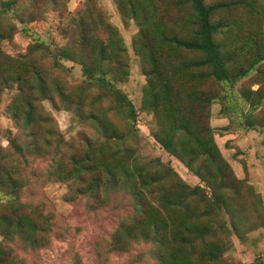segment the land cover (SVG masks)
<instances>
[{
  "label": "trees",
  "instance_id": "16d2710c",
  "mask_svg": "<svg viewBox=\"0 0 264 264\" xmlns=\"http://www.w3.org/2000/svg\"><path fill=\"white\" fill-rule=\"evenodd\" d=\"M116 1L121 16L137 27L131 46L146 77L139 108L153 115L159 146L199 182L190 185L159 157L139 155L135 108L117 86L129 72L125 44L86 0L61 46L34 41L17 57L0 48V102L12 93L6 109L27 130L26 143L11 137L0 148V264H21L15 241L38 248L55 224L39 203L27 202L24 210L20 201L30 188V155L46 158V176L67 186L68 201L84 197L102 204L111 192H126L130 209L115 227L111 248L126 252L133 243H148L158 264H232L225 256L231 236L240 240L241 226L264 221L261 197L234 175L210 125L211 104L227 97L223 85L228 90L260 72L264 0ZM15 2L0 0V42L15 31L7 19ZM63 62L80 66L79 82L65 81L61 74L71 67ZM238 94L241 106L231 110L239 126L264 132V84L241 86ZM42 99L69 111L77 125L90 124L94 134L64 142ZM75 264H82L79 258Z\"/></svg>",
  "mask_w": 264,
  "mask_h": 264
},
{
  "label": "rangeland",
  "instance_id": "374dc122",
  "mask_svg": "<svg viewBox=\"0 0 264 264\" xmlns=\"http://www.w3.org/2000/svg\"><path fill=\"white\" fill-rule=\"evenodd\" d=\"M90 2L97 12L103 14L105 20L117 28L127 50L128 77L117 86L135 108V146L139 155L145 159L159 157L186 183H198L195 175L178 159L167 154L155 141L153 133L156 123L153 115L139 108L146 77L131 46L137 29L134 21L121 16L116 0ZM85 7L86 0H16L7 14V19L14 24L15 31L9 39L0 42V48L13 57L24 54L34 41H43L51 49H55L66 41L67 33L74 25V18ZM260 33L259 38L264 40V24L260 27ZM63 64L71 67L69 71L61 74L65 81L70 84L79 82L82 78L80 66L74 62ZM258 68V74L251 72L228 90L223 85L221 91L227 97L222 102L211 104L210 125L224 160L230 165L234 175L246 180L261 197L264 212V132L258 130L260 127L244 131L239 126L238 113L231 110L232 105L241 106L238 94L241 86L256 89L260 82L264 84V61L258 64ZM11 94H5L0 102V148L3 150L7 148L8 139L11 137H15L21 144L27 142V130L19 126L6 109ZM40 103L55 119L64 142L80 140L82 135L94 134V128L90 124L77 125L69 111L55 108L51 100L42 99ZM226 107L228 110L222 113V109ZM28 159L29 166L25 167V171L30 179V188L22 190L20 201L24 210L27 209V202L39 203L45 212L52 213L55 224L48 233L45 244L38 248L15 241L14 253L21 259V264H75L76 258H79L82 264H158L151 256L152 247L148 243H133L126 252L111 248L109 241L115 227L130 209V198L126 192L121 189L113 191L102 204L93 203L84 197L68 201L65 198L68 193L67 186L46 176V158L30 155ZM4 199L5 197L0 195V213L4 208L1 206ZM251 200L249 197L244 199V202L248 204ZM247 214L251 221L254 213L249 205ZM255 223L256 226L251 229L245 225L240 227L242 239L231 236L233 247L225 256L232 264H264V221Z\"/></svg>",
  "mask_w": 264,
  "mask_h": 264
}]
</instances>
